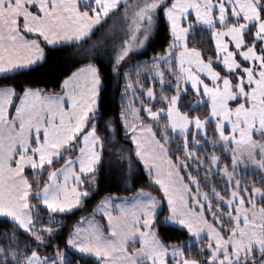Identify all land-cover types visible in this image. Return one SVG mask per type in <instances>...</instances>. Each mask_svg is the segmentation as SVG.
<instances>
[{
    "label": "snow or ice",
    "instance_id": "snow-or-ice-1",
    "mask_svg": "<svg viewBox=\"0 0 264 264\" xmlns=\"http://www.w3.org/2000/svg\"><path fill=\"white\" fill-rule=\"evenodd\" d=\"M161 20L163 54L132 80L125 65ZM64 48L52 89L20 82ZM105 60L124 78L118 121L102 106ZM106 169L130 194L54 244ZM0 219V264H264V0H0ZM170 225L187 239L162 240Z\"/></svg>",
    "mask_w": 264,
    "mask_h": 264
},
{
    "label": "trees",
    "instance_id": "trees-1",
    "mask_svg": "<svg viewBox=\"0 0 264 264\" xmlns=\"http://www.w3.org/2000/svg\"><path fill=\"white\" fill-rule=\"evenodd\" d=\"M108 26H112V30L114 32L119 33L122 25L117 18H112L108 21ZM101 35L100 33L97 34ZM169 37L166 31V22L161 20L154 28L149 37V40L145 44L144 48L139 50V52L143 54L133 55V59L125 65L126 70L130 72L131 79H136L135 72L132 69L135 67L138 61H144L150 59L155 53H163L164 47L168 41ZM190 41L193 37L189 38ZM195 40H199L200 37L197 35ZM192 46V43L189 44ZM197 46H199L197 44ZM73 59V49L72 48H64L59 51H54L51 55L48 56L47 62H42L40 67H37L35 71L29 73L25 77L20 78V82L23 83L25 81H32L33 87H42L46 89H52L55 85H57L58 81L63 79V74L67 73ZM101 71L104 74V87L101 93L102 97V106L107 110L109 117H114L115 120H119V111L122 103V90L124 86V78L123 75L117 79L111 72V66L108 64L107 60H105L104 64L101 65ZM144 74H142L143 76ZM150 83V81H148ZM157 91L159 86L157 85ZM124 103H129L130 101L127 99L123 100ZM192 102V98H189V103ZM116 138L120 139L121 143H127L123 139L124 130L119 127L118 132L112 133ZM218 155L221 156L223 162H227L230 164L231 157L228 153H221L218 151ZM142 167V166H141ZM252 171H247L238 174L239 177L243 180H247L249 183L255 179V176L252 175ZM200 180L202 183H217L223 187V183L220 180L219 176H209L207 178L204 177L203 173L200 174ZM147 180V176L137 181V187L144 184ZM131 187V183L126 184L124 180L121 178L118 172L113 173L108 171L107 169L98 174V179L96 185L93 186V189L88 198H86L83 206L78 207L73 210L72 213L63 215L59 217L60 228L57 230L56 239L53 240V243H61L64 238H66L67 233L71 231L73 225L79 220L82 216L88 217L90 215H94L97 221H100L102 216L97 212L93 213V209L100 203V201L113 193H118L120 196H127L130 193L126 191V189ZM148 191H153V189H147ZM153 194L156 193L153 191ZM165 211L160 213L161 219L166 213V201L164 202ZM106 223V220L104 221ZM9 225L3 222L0 219V231L8 228ZM159 234L161 239L165 242H177L179 240H186L187 237L178 229L176 225H170L168 227L159 228ZM91 258H89L90 260Z\"/></svg>",
    "mask_w": 264,
    "mask_h": 264
},
{
    "label": "rangeland",
    "instance_id": "rangeland-1",
    "mask_svg": "<svg viewBox=\"0 0 264 264\" xmlns=\"http://www.w3.org/2000/svg\"><path fill=\"white\" fill-rule=\"evenodd\" d=\"M147 43V42H146ZM144 48V47H143ZM142 49V48H141ZM141 49H138L137 51L139 52V50ZM141 53V52H140ZM163 54V53H161ZM134 55H138V54H134ZM134 56H132L131 60L133 59ZM130 60V61H131ZM130 63V62H129ZM230 155V154H229ZM254 168V166L252 165H248L247 167H245V165H241L240 168L238 169V174L240 173H243V172H247V171H252ZM231 170V169H230Z\"/></svg>",
    "mask_w": 264,
    "mask_h": 264
},
{
    "label": "crops",
    "instance_id": "crops-1",
    "mask_svg": "<svg viewBox=\"0 0 264 264\" xmlns=\"http://www.w3.org/2000/svg\"><path fill=\"white\" fill-rule=\"evenodd\" d=\"M41 63H42V62H41ZM74 210H75V209H74ZM97 213H98L99 215H101V216L103 215L102 212H100V211H97Z\"/></svg>",
    "mask_w": 264,
    "mask_h": 264
}]
</instances>
